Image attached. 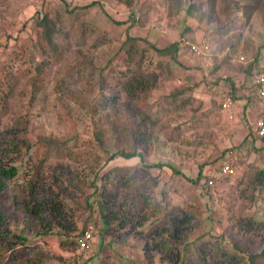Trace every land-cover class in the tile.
<instances>
[{
    "label": "rangeland",
    "instance_id": "rangeland-1",
    "mask_svg": "<svg viewBox=\"0 0 264 264\" xmlns=\"http://www.w3.org/2000/svg\"><path fill=\"white\" fill-rule=\"evenodd\" d=\"M92 1L45 0L38 4L34 0H0V64L20 50L18 45L30 43L31 38H36L35 21L46 13L50 14V18L61 19L69 34L64 33L59 40L71 49L65 55L63 64L47 69V80L36 88L31 84L35 74L32 67L21 65L16 73L17 84L13 95L2 94L0 97V135L20 128L21 139H28L31 144L50 137L58 140L74 135L91 138L93 125L86 108L82 109L73 101L57 95L54 85L72 61H91L97 67L106 66L118 53L126 34L130 33L144 39V42L139 41L132 47L133 58L141 61L140 68L138 63L134 68H138L147 80H154L155 84L147 100L154 121V143L145 161L148 164H171L177 171L168 167L153 169L152 176L159 175L160 178L158 186L152 190L153 198L157 197L162 207H181L194 215L193 220H200V226L190 228L184 236L186 243L202 237L207 241L219 236L226 228L233 227L241 215L264 221L263 199L257 196L255 202L252 200L255 194L252 181L262 170L261 166L257 167L255 154L249 153L252 147L245 141L241 143L243 138L240 136L229 138L226 127L232 125V121L218 118L214 114L216 110L211 111L213 104L220 103V98L215 100L216 92H213L215 84L223 78L221 74L217 76V72L225 73L222 68L226 65L246 72L249 65L231 64L226 56L217 62L212 72L205 75L197 68L192 53L183 44L176 61L169 56L158 55L153 48L162 49L177 41L198 42L206 38L215 52L227 50L231 54H243L252 61L264 41V0H132L131 6L119 0H95L103 7L97 5L89 10L82 9ZM69 12L78 14V18L74 14L68 18ZM81 25L85 27L83 35ZM79 67L82 73L73 90L80 93L84 100L95 103L99 92L98 78L91 76L84 64H79ZM184 70L188 74L180 75ZM225 76L228 77V72ZM208 77L211 79L208 80ZM179 78L185 79L187 86H184L183 80V84L178 85ZM217 121H222L224 128L215 127ZM248 128L251 132L252 129ZM17 139L4 138L0 142V163L4 166H22L26 147L21 155L14 153L12 140ZM4 143L13 148L6 156H2L1 152L6 150ZM122 146L130 150L131 142L121 139L118 143L113 139L107 142L111 150ZM243 150H248V162H252L248 176L240 172L233 177L220 175L213 190L206 188L207 175L210 171H219L218 166L228 151L237 153L239 163L240 158L245 159ZM254 152L258 160L264 159V146H254ZM89 160L96 163L95 173L115 166L142 167L139 158H119L110 164L105 162L106 156L103 160L97 157ZM262 168L264 170V165ZM201 171L203 177L200 176ZM90 193L91 190L85 195L77 194L73 208L67 212L65 230L63 227L51 230L65 236L50 232L39 238L35 237L38 231L42 232L38 223L14 204L11 195H0L6 238H11L13 234L30 238L27 246L16 244L11 251L0 255V264H128L130 260H143L147 264L180 262L183 248L175 249L171 255L166 254V250L158 251L157 243L146 237L148 223L135 222L121 230L116 229L117 223L113 221L112 229L105 225L98 211L89 210L85 203V197ZM68 202L72 203V200ZM88 221L99 227L92 253L82 252L76 245L77 235ZM67 240L73 241V245L64 246L62 241ZM2 242L4 244L5 239L0 240L3 246ZM193 250L194 246H191L184 252Z\"/></svg>",
    "mask_w": 264,
    "mask_h": 264
},
{
    "label": "trees",
    "instance_id": "trees-1",
    "mask_svg": "<svg viewBox=\"0 0 264 264\" xmlns=\"http://www.w3.org/2000/svg\"><path fill=\"white\" fill-rule=\"evenodd\" d=\"M119 1L127 6H131L133 2ZM97 5L103 7L99 1L94 0L82 9L89 10ZM68 14V18L73 14L76 19L79 16L73 12ZM45 15L40 19L35 18L36 38H31L30 43L18 45L20 50L1 62L0 97L2 94L13 95L17 84L16 73L20 71L21 65L28 64L32 67L35 74L31 78V84L36 88L47 80V69L63 64L65 55L71 51L59 40H62L64 33L69 34L61 19L50 18L49 13ZM81 32L82 35L85 33L84 25H81ZM142 40L144 42V39L127 33L118 53L106 66L97 67L91 61H72L56 81L54 92L57 95L88 111L93 125L91 138L83 139L74 135L69 139L58 140L50 137L31 144L30 141L27 142L28 139H21L20 128L0 135V142L4 138H19L12 140L14 153L19 152L21 155L26 147L21 167L4 166L0 163V195H11L14 204L38 223L42 232H37V238L48 235L52 229L63 227L65 230L67 212L73 208L77 194L85 195L91 190L92 193L85 197V203L89 210L98 211L105 225L112 229L113 221L117 223L116 229L121 230L135 222L148 223L146 237L157 243L158 251L166 250V254L171 255L175 249L183 248L177 264H264V221L241 215L233 227L226 228L219 236H213L207 241L202 237L195 242L186 243L184 236L190 228H198L200 220H193L194 215L181 207H162L159 199L153 198L152 190L160 181L159 175L152 176L153 169L168 167L177 171L171 164H148L145 161V157L153 150L151 147L154 143V121L147 100L151 97L155 84L154 80L149 81L141 75L138 69L141 61L133 58L132 47ZM181 44L182 41H177L162 49L153 48L158 55L169 56L176 61ZM135 63H138V68H134ZM79 64H84L89 74L98 78L99 92L95 103L84 100L80 93L73 90L82 73ZM247 64L248 71L253 76L264 72V41L259 54L252 61L248 60ZM184 86H187L186 83ZM256 138L264 141V138ZM110 139L117 143L120 139L130 141V150L123 146L117 150L109 149L107 142ZM12 147L4 143L6 150L1 151L2 156L10 153ZM92 148L95 150L91 151ZM103 156H106L105 162L108 164L119 158H139L142 167L115 166L102 169V174L95 173L93 169L96 170V163L89 158L103 160ZM73 165L80 167L74 168ZM220 166L218 172L210 171L209 176L207 175L206 188L213 190L208 184L212 174L216 184L217 178L223 176L220 174ZM88 168L90 172L87 173ZM200 174L203 177V171ZM252 187L255 193L252 200L255 202L259 196L264 204L263 169L252 181ZM70 199L72 203L68 202ZM88 224L89 221L84 229ZM3 225L4 216L0 210V240L5 239L3 246L0 245V255L11 251L16 244H29L30 238L23 235L13 234L11 238H6ZM54 233L65 236L61 232ZM73 243L62 241L64 246ZM191 246H194L193 251L184 252ZM128 264L147 263L143 260H130Z\"/></svg>",
    "mask_w": 264,
    "mask_h": 264
},
{
    "label": "crops",
    "instance_id": "crops-1",
    "mask_svg": "<svg viewBox=\"0 0 264 264\" xmlns=\"http://www.w3.org/2000/svg\"><path fill=\"white\" fill-rule=\"evenodd\" d=\"M167 46H169V45H167ZM192 58H193V62H195V64H196L197 68L202 71V69L200 67V62L197 59V57H195L192 54ZM214 69H211L208 72H205V71H202V72L206 73L205 75H207L210 72H212ZM222 69L225 70V73L228 72V77L226 78L225 73L217 72V76L219 74H221V76L223 78H221L220 82L217 85L215 84V90H213V92H216L215 100L217 98H220V103L218 101L216 105L213 104V108L211 109V111L214 112L216 110V112L219 115L216 112H214V114L218 118L220 116L221 118H225V119L227 118L229 120L230 118H229L228 114H226L221 109V102H222L223 98L225 97V95H227L228 93L234 94L235 105L233 108V113L235 115V118L233 120H231L232 125H230L229 127H226V129H227L226 133L228 134L229 138H232L234 136L235 137L240 136L241 138H243V141L240 140L241 143L245 141V144L246 143L250 144V147H252V148H251L249 153L255 154V156H256L255 159L258 161L257 167L261 166L260 169H263L262 166L264 165V159L263 160L257 159V155L254 152V146H255V148H260L261 146H264V141L262 139H257L256 138L257 136L253 133V131L251 130V132H250V130L248 128L249 127L248 124L246 125V123L249 122L250 120L258 119L259 117L264 116V100L260 99L258 94H257V86L255 83V76H253L252 73L249 71L244 72L242 70L243 72H240L238 69L232 68L231 66H228V65L224 66ZM178 72H180V70ZM184 73L188 74V72H186L184 70V71H182V73L180 75H183ZM179 79L183 80L186 83L185 79H181V78H179ZM210 79L211 78L208 77V80H210ZM207 84H211V83H207ZM207 93L209 94L208 91H207ZM214 125H215V127H218V128L219 127L224 128L222 121H217L216 124H214ZM254 143L256 145H254ZM233 150H235V149H233ZM232 152H235V151H228V154L225 156V158L222 159L220 164L223 161L227 160L230 157ZM242 153L245 154L244 155L245 159L240 158L239 163L237 162V159H236V161L234 163V166L236 169V174H238L240 172V174L242 173L243 176H248V173L250 172V165L252 164V162L251 163L248 162V158H250V156H248V150H243ZM255 159H253V161ZM220 164H219V166H220ZM247 165H249V167ZM219 166H218V168H219ZM243 166H245V168ZM98 229H99V227H98ZM95 237H96V235H95ZM94 244H95V242H94Z\"/></svg>",
    "mask_w": 264,
    "mask_h": 264
},
{
    "label": "built area",
    "instance_id": "built-area-1",
    "mask_svg": "<svg viewBox=\"0 0 264 264\" xmlns=\"http://www.w3.org/2000/svg\"><path fill=\"white\" fill-rule=\"evenodd\" d=\"M45 0H34L35 3H44ZM184 42V41H183ZM184 47H187L190 52L197 57L200 62V67L202 71L208 72L211 69H214L217 66V62L223 60L226 56L230 58L231 64H247L248 59L243 54H231L227 50L222 52H215L211 43L203 39L198 42H192L186 40ZM181 44V46H182ZM255 83L257 86V94L260 99L264 100V72H261L255 76ZM178 85H182V80L177 81ZM235 105V96L233 93H228L225 95L221 102V109L228 114L230 120L235 118L233 113V108ZM253 133L260 137L264 138V116L259 117L258 119L251 121L248 125ZM237 153L232 152L230 157L223 161L220 166V174L225 177H233L236 174V169L234 163L237 159ZM215 177L212 174L211 180L208 182L209 186L214 189L216 187ZM98 226L95 223L89 224L82 232H80L76 238V245L78 249L82 252L92 253L94 251L93 243L95 235L98 232Z\"/></svg>",
    "mask_w": 264,
    "mask_h": 264
}]
</instances>
